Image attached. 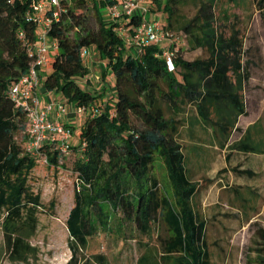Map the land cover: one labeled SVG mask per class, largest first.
<instances>
[{
  "label": "trees",
  "instance_id": "1",
  "mask_svg": "<svg viewBox=\"0 0 264 264\" xmlns=\"http://www.w3.org/2000/svg\"><path fill=\"white\" fill-rule=\"evenodd\" d=\"M188 1L150 0L149 4L150 11L155 3L167 13V22L160 21L170 34L164 47L174 52V69L162 54V44L128 42L126 34L135 35L141 15H124L123 24L105 18L102 8H112L120 0H61L59 7L47 10L53 17L49 36L57 42L58 53L51 69L45 66L42 85L76 107L88 109L77 134L79 143L71 144L69 154L58 143L47 142L39 155L57 172L66 167V156L76 155L73 170L78 187L67 219L72 256L66 264H109L105 254L87 257L84 252L90 238L109 227L114 216L109 208L122 210L142 233L151 234L160 222L167 226L168 235L160 237L161 257L144 255L138 264H214L207 235L209 219L197 205L203 183L191 177L180 140L183 114L190 96L200 109L201 96L209 95L210 87L226 88L230 78L240 81L242 73L247 83L250 71L244 61V35L236 22L230 25L228 9L221 8L219 0H194L199 3L197 11L186 18L181 10ZM91 3L97 27L91 26L87 14ZM256 3L264 16V0ZM31 7L32 0H0V223L10 258L23 263L37 255L31 238L39 226L38 212L45 210L41 193L31 184L39 156L26 149L28 113L10 95L11 85L29 71L34 60L40 25L29 18ZM225 26H231L229 32ZM176 31L187 37L192 48L201 46L211 56L185 59ZM86 47L96 48L105 61L103 77L108 69L115 75L114 104L100 101L103 93L94 94L78 79L90 73L82 56ZM198 68L204 70L197 75ZM71 128L76 134V128ZM239 148L253 149L246 143ZM158 158L166 166L170 189L155 170ZM235 170L255 175L251 169ZM55 204L51 202V209ZM259 232L257 257L250 264H264V228Z\"/></svg>",
  "mask_w": 264,
  "mask_h": 264
},
{
  "label": "rangeland",
  "instance_id": "2",
  "mask_svg": "<svg viewBox=\"0 0 264 264\" xmlns=\"http://www.w3.org/2000/svg\"><path fill=\"white\" fill-rule=\"evenodd\" d=\"M152 1V0H151ZM150 4V0H148ZM198 2L189 0L182 6L184 17H193L198 8ZM221 8L228 9L231 18L230 25L237 23L245 39V63H249L250 79L246 84V95L250 109V120L260 115L264 120V16L258 8L256 0H219ZM147 14L148 18L156 17L167 22V13L158 9L155 3ZM102 12L107 20H113L111 7H103ZM221 13L220 10L217 11ZM90 24L98 26L96 13L92 3L87 11ZM231 26H225L228 32ZM176 36L187 45V37L176 31ZM188 56L194 57L197 51L188 48ZM58 53V48L50 52L51 61ZM98 56L85 59L90 66V73L78 78L81 85L94 94L103 93L100 101L115 99L116 78L113 72L103 77ZM94 61V62H93ZM51 69V62L46 65ZM52 99L57 98L56 92H51ZM44 102L45 96L41 95ZM72 113L77 117L74 126L73 144L79 143L78 133L86 120L87 112H77L76 106L66 102ZM248 123L244 122V127ZM237 132L232 141L239 138ZM22 140V134L17 135ZM227 151L218 149L212 154L211 161L205 169L197 171L196 179L202 180L197 205L202 214L209 219L207 235L214 264H250L257 257L261 237L260 228H264V154H252L232 150V157L226 172L219 174L225 167ZM75 154L66 156V167L58 172L50 168L45 157L39 156V165L32 173L31 184L35 192L42 195L45 210L38 212L39 226L31 243L37 248V255L29 263L14 261L4 244V231L0 223V264H66L71 256L70 233L67 219L75 205V191L78 187L77 174L73 170ZM155 170L163 185L169 186L167 169L164 162L158 158ZM234 167V168H233ZM251 169L254 176L240 174L235 170ZM211 180V181H208ZM170 189V188H169ZM55 207L51 209V202ZM114 216L110 218L107 229L100 228L95 236L90 238L86 256L105 254L109 264H138L141 256L149 255L159 259L163 253L160 237L168 235L167 226L160 222L154 226L151 234L140 232L137 227L125 219L122 210L109 208ZM83 255V254H82ZM254 264H257L254 262Z\"/></svg>",
  "mask_w": 264,
  "mask_h": 264
},
{
  "label": "built area",
  "instance_id": "3",
  "mask_svg": "<svg viewBox=\"0 0 264 264\" xmlns=\"http://www.w3.org/2000/svg\"><path fill=\"white\" fill-rule=\"evenodd\" d=\"M60 4L61 0H32V7L28 16L40 25L38 42L32 52L34 60L29 71L10 87V95L17 106L25 109L28 113L30 136L26 142V149L34 156L41 155L42 148L47 142L58 143L59 147L69 154L74 137L71 126L60 118L64 114H72L73 110L71 111L66 103L67 100L51 98L44 105L40 97L44 68L53 57L50 52L58 48L57 42L49 36L53 17L47 14V10L52 7H59ZM111 10L114 18L120 20L122 24L124 23V15L139 14L142 16V23L137 27L135 35L126 34L128 42L138 46H147L170 41V34L163 23L155 17L148 18L147 14L150 12L148 0H120V3L113 6ZM58 15L59 11L55 10L54 16L57 17ZM119 30L124 32L122 26ZM90 49V47L84 48L82 52L84 59H88ZM173 53L166 47L162 50V54L168 58L171 69L175 67L172 60ZM76 108L79 113L88 111L86 107ZM92 111L96 113V108L92 107Z\"/></svg>",
  "mask_w": 264,
  "mask_h": 264
},
{
  "label": "crops",
  "instance_id": "4",
  "mask_svg": "<svg viewBox=\"0 0 264 264\" xmlns=\"http://www.w3.org/2000/svg\"><path fill=\"white\" fill-rule=\"evenodd\" d=\"M178 41L183 46L184 58L187 60L208 59L211 56V52L201 46L192 48L187 40V45L179 39ZM168 44L169 42H165L162 46H168ZM90 48L88 60L90 57L98 56L103 72L106 68L105 61L100 57L96 48ZM188 48L197 51V54L194 57H189ZM203 70L198 68L194 72L198 75ZM107 72H111V70L108 69ZM239 76L241 77L240 81L236 77L230 78L226 88L210 87L208 89L210 94L201 96L200 102H203V104H201L200 109L192 103V97L190 96V101L183 114L185 121L181 127L180 140L189 172L194 180H199L195 178L197 171L207 167L209 160L211 161L212 159V154L218 149L227 151L226 164L222 168L227 170L233 149L256 155L264 154V120H262L260 115L250 120L251 113L246 95L247 83L242 79L243 73ZM196 80H200L198 76ZM40 94L45 96L44 105L54 95L47 91L44 86L41 87ZM56 99L65 100L60 94H57ZM245 111L247 114H245ZM60 118L73 127V122H76L80 117L78 118L75 113H72L70 115L64 114ZM244 122L248 123L246 127H244ZM237 132H240L239 138L232 141ZM74 138L75 134L72 142ZM243 143L248 144L253 149L247 152L239 148Z\"/></svg>",
  "mask_w": 264,
  "mask_h": 264
}]
</instances>
